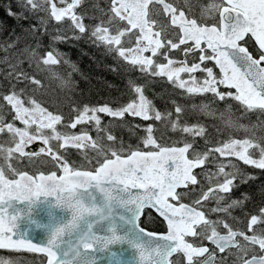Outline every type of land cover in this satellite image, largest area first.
<instances>
[{"label":"snow or ice","instance_id":"obj_1","mask_svg":"<svg viewBox=\"0 0 264 264\" xmlns=\"http://www.w3.org/2000/svg\"><path fill=\"white\" fill-rule=\"evenodd\" d=\"M84 3L16 0L15 10L9 6L6 14L26 21L29 15L43 13L27 30L33 35L45 29L49 21H68L73 33L87 35L86 12L77 11ZM98 10L101 14L90 30V39L118 60L145 77L166 78L182 95H210V103L234 100L245 116L255 113L264 117V0H211L203 7L199 20L190 18V0H110L107 12ZM159 16L168 23H161ZM3 28L0 24V30ZM246 38L254 40L258 55L245 46ZM176 51L183 58L173 59ZM0 53V63H7L10 69L5 78L14 82L0 99L11 106L13 121L24 125L20 128L13 122L5 123L0 115V134L7 133L8 143L14 145L0 144L4 161L0 164V250L42 253L46 264H100L104 260L108 264H264V207L250 215L246 231L234 229L227 219L232 217L233 209L244 204L243 199L231 195L238 182L255 178L245 177L233 158L264 170V135L258 139H228L219 146H210L206 126L182 124L184 107L173 101V109L162 113L147 98L144 86L134 81H129L134 95L126 104L116 108L108 104L73 108L74 117L64 123L63 116L54 115L35 99L21 98L27 95L29 86L40 87L41 80L19 65L27 60L30 67L34 64L38 71L55 76L52 66L61 64L58 54L49 50L41 55L31 47L19 49L18 41L0 43ZM207 62L214 66L209 67ZM214 67L219 69V77ZM72 71H76L75 66ZM61 83L70 86L69 80L61 78ZM17 84L25 87L17 91ZM26 102L30 106H25ZM210 103L193 104L192 110L212 117L215 111ZM99 114L120 120L127 115L160 121L191 140L184 139L182 146L162 147L154 136L153 123H148L142 144L158 150H126L110 127L102 125ZM219 119L229 128L252 131L256 127L239 124L230 112L221 111ZM57 125L67 129L89 125L96 136L86 129L79 133L58 131ZM197 139L203 140V147ZM53 141L57 142L55 148ZM34 142L44 146L35 152L25 151ZM70 149L83 152L89 163L88 152L95 153L98 166L92 170L74 169L61 154ZM41 154L49 156L63 174L58 176L52 171L33 176L17 171L8 162L14 156L20 160ZM209 165H215V171ZM196 169L201 172L196 173ZM6 170L15 178H9ZM192 197L190 204L182 202ZM211 201L215 206L207 207ZM145 209H155L166 221V233L141 226ZM33 231H42L46 238L34 242L27 235ZM186 237L193 239L189 242ZM0 264L16 261L0 257Z\"/></svg>","mask_w":264,"mask_h":264},{"label":"trees","instance_id":"obj_2","mask_svg":"<svg viewBox=\"0 0 264 264\" xmlns=\"http://www.w3.org/2000/svg\"><path fill=\"white\" fill-rule=\"evenodd\" d=\"M191 1L199 3L205 0ZM9 6L15 10L17 7L16 0H0V24L4 25V28L0 30V43L4 41H8L9 43L18 41L19 49H24L25 47L36 48L41 55L52 50L61 59L60 65L52 66V72L56 73L55 76L48 71H38L34 64L30 67L29 62L24 60L19 67L31 76H35L36 79L41 80V86H29L27 95L21 98L26 101L28 98L35 99L42 107L47 108L54 115L63 116L64 123L69 122L74 117L73 108L82 109L84 105L93 107L105 104L116 108L126 104L134 95L130 91L129 81L143 85L147 98L162 113L173 109V101L184 107L186 111L182 116V124L191 125L199 123L206 126L208 138L212 141L210 146H219L221 142H225L228 139L244 138L241 131L236 128L226 127L224 122L219 119L221 111L230 112L231 118L238 120L239 124L260 123L261 120H264V117H258L255 113H248L245 116L238 102L234 100L228 101L225 104L224 102L210 103L212 100L210 95L190 98L182 95L180 90L175 89L167 82L166 78L145 77L138 70L131 68L122 60H118L114 54L109 53L102 45L92 42L90 30L98 23L96 16H93V18L86 16L84 20V23L89 28V34L87 35H81L78 32L73 33L68 21L60 22L59 24L55 21H49L45 29L33 35L27 30L31 25L37 23L43 13L37 16L29 15L26 21L19 18L14 19L6 14ZM56 36L66 37V39L55 40L54 37ZM246 41L245 46L249 48V51L254 56L258 55L259 50L253 40L246 38ZM172 58L181 59L183 58L182 53L176 51L172 54ZM0 59H3V53H0ZM20 59L23 60V57ZM64 61L68 63H64ZM207 64L209 67L214 66L213 62H207ZM72 66H75L76 71H72ZM8 71H10L8 64L0 63V96L8 94L12 83H14L5 78ZM214 72L218 77L221 75L217 67H214ZM68 73H71L70 77ZM197 76L202 78V74L200 73H197ZM61 78L69 80L70 86H63ZM23 87H25L24 84L16 85L17 91ZM221 90L226 89L221 86ZM201 103H210V107L215 110V115L209 117L192 110L193 104L199 105ZM228 105H231V108ZM25 106L30 105L26 102ZM0 115L3 116L5 123L13 122L16 127H24L19 120L13 121L14 112L11 110V106L7 105L2 99H0ZM99 115L101 116L102 125L110 127L113 134L118 137V140H122L126 150L128 148L142 151L158 150L151 146L146 148L142 144V138L146 135L143 129L148 123H153L156 129L154 136L157 139V143L162 147L182 146L184 139L191 140V137L178 131H173L170 125H166L160 121H143L141 118L127 115L123 120H120L107 117L104 114ZM137 125L140 127L137 128ZM34 128L35 126H33L32 130ZM85 129L95 138L96 132L89 125H78L76 129H67L63 125H57V130L62 132ZM45 131L48 132L50 130ZM197 143L203 147L202 139H197ZM88 155L95 166V153L88 152ZM80 156L82 157L83 155L76 153L70 156L73 158L69 159L68 162L74 169L80 167V163L83 161ZM46 159H42V164H37L36 166L30 165V171L38 172L39 168L45 174L55 171V169L50 170L49 162L51 161L48 162ZM238 163L240 164L239 169L245 177L251 175L249 173V166L243 165L240 161ZM14 168L17 169V166ZM252 171V176L255 178L249 180L247 183L238 182L237 188L231 194L234 199L244 200L242 207L233 209L232 217L234 219L232 217L227 218L228 222L233 226L247 223L250 215L258 214L259 209L264 207V171L256 168L252 169ZM242 196H246L247 199H244ZM192 198H185L182 202L191 203ZM211 216L216 217L215 214H211ZM141 225L151 231L164 232L166 230L165 222L150 210H145ZM187 238L189 241L193 239L191 237ZM0 257L14 259L16 264H46V257L42 253L0 250Z\"/></svg>","mask_w":264,"mask_h":264},{"label":"flooded vegetation","instance_id":"obj_3","mask_svg":"<svg viewBox=\"0 0 264 264\" xmlns=\"http://www.w3.org/2000/svg\"><path fill=\"white\" fill-rule=\"evenodd\" d=\"M207 1H211V0L201 1L200 3L203 4V3H206ZM109 2H110V0H85V3L82 5L81 8L77 9V11L78 12H86V16L88 18H90V16L92 18H93V16L99 17V15L101 13H100V11L98 9H103L105 12H107V9L109 7ZM95 11H97L99 14L97 12L95 13ZM189 15H191V14H189ZM253 42H254V40H253ZM8 140H9V135L7 133L0 134V144H3L5 147H12L13 145H11L10 143H8ZM39 148L40 147H38L36 149L35 147H33V145L32 146L30 145V146H28L25 149V151H33V152H35V151H38ZM61 153L64 156V158L67 161H69L70 150L68 152H61ZM15 155H18V154H15ZM44 158H47L46 161H48V162L51 161V159H50L49 156L44 155V154H41V156H39V157H33L32 159H29L28 157H24V158H22L20 160L15 159V156H14V158L10 159L8 162L11 163L13 167L17 166V171H27L29 173V175H35V173H33V172L30 171V165L36 166L37 164H42L43 163L42 159H44ZM80 158H81V156H80ZM3 163H4L3 158L0 157V164H3ZM49 163H50V167H51L50 170L55 169V172H57L58 175L63 174L62 170L59 168L58 165L54 164L52 161L49 162ZM249 168L252 169V167H250V166H249ZM40 171L44 173V171L41 170V168L38 169V172L39 173H40ZM45 171H47V169H45ZM6 174L9 175V178H15V176L13 174H11V173H8L7 170H6ZM201 181H202V183L205 184V182L203 180H201ZM211 217L213 218V216H211ZM246 224L247 223H240V226H233V227H234V229L245 230L246 231ZM166 230H167V224H166Z\"/></svg>","mask_w":264,"mask_h":264},{"label":"rangeland","instance_id":"obj_4","mask_svg":"<svg viewBox=\"0 0 264 264\" xmlns=\"http://www.w3.org/2000/svg\"><path fill=\"white\" fill-rule=\"evenodd\" d=\"M169 2H171V0H169ZM211 1H207L206 3H203V4H201L200 2L199 3H194L193 1H191L190 0V4H191V6H192V11H191V13H189V14H191L190 15V18H197L198 20L200 19V13H201V11H202V9H203V7L207 4V3H210ZM186 7V6H185ZM97 11H95V13H96ZM98 13V12H97ZM99 14V13H98ZM97 14V15H98ZM100 16V15H99ZM105 19H106V17H105ZM157 19H159L160 21H161V23H164V24H167L168 23V20L166 19V18H164L163 16H159V17H157ZM209 23H214L215 21H212V20H209L208 21ZM145 55H150V53H145ZM174 59V58H173ZM177 60H179V59H177ZM161 62V61H160ZM162 62H164V61H162ZM219 70V69H218ZM215 111V110H214ZM105 115V114H104ZM108 117V116H107ZM261 121H264V120H261ZM261 121H260V123L259 122H253V123H248V124H241V125H245L246 127H248V128H252V126L253 125H256V127L255 128H252V131H245L244 130V128H240V127H237L236 129H238L239 131H241L242 132V134H243V137L244 138H242V139H245V138H254V139H258L260 136H262V135H264V130H262L261 129ZM59 131V130H58ZM81 131V130H80ZM80 131H74L73 133H79ZM56 143L57 142H55V141H53L52 142V146L55 148V146H56ZM33 147H35L36 149L38 148V147H43L44 145L42 144V142H34L33 144ZM31 145V146H32ZM12 147H14V145L12 146ZM76 153H80L81 155H83L81 158H82V162L80 163V167H77L76 169L77 170H92L95 166H98V165H95L94 166V163L93 162H91V163H89L88 161H86L85 160V157H84V154H83V152H81V151H77L76 149H70V156H73L74 154H76ZM62 154V153H61ZM69 156V159H71V158H73V157H70ZM88 157H89V155H88ZM89 159L92 161V159L89 157ZM220 160H224V158H219ZM233 160H234V163L237 165V167L239 168L240 167V164L238 163V161L237 160H235L234 158H233ZM96 164V163H95ZM210 169H211V171H215V165H209L208 166ZM249 168V167H248ZM252 169H254V168H252ZM252 169L251 168H249V173L252 175L253 174V171H252ZM196 173H200L201 172V169H199L198 171H197V169L196 170H194ZM33 173H35V175H33V176H36V175H38L39 174V172H33ZM47 175V174H46ZM198 179L199 180H203L204 182H205V184L207 185V181L206 180H204V177L202 176V175H198ZM243 198H244V196H242ZM195 197H193L192 199H194ZM210 204H208L207 206L208 207H214L215 206V202L214 201H211V202H209ZM211 215V214H210ZM212 218V217H211ZM214 218H216V217H213V219ZM233 226V225H232ZM167 231V230H166ZM166 231H164V232H166ZM189 242H191V241H189Z\"/></svg>","mask_w":264,"mask_h":264},{"label":"water","instance_id":"obj_5","mask_svg":"<svg viewBox=\"0 0 264 264\" xmlns=\"http://www.w3.org/2000/svg\"><path fill=\"white\" fill-rule=\"evenodd\" d=\"M58 6H61V5H58ZM145 210H150L151 212L155 213V215H157L158 217H160L158 215V213H156L155 209H145ZM54 212H55V214L57 216L60 215V211L59 210H54ZM160 218L163 220L162 217H160ZM165 223H166V221H165ZM147 230L148 231H151L149 229H147ZM153 232H157V231H153ZM166 232H157V233H166ZM27 235L29 236V238L33 239L34 242H40V241H42V240H44L46 238L45 235H44V233L42 231H33V232L28 233ZM100 264H108V261L107 260L101 261Z\"/></svg>","mask_w":264,"mask_h":264},{"label":"bare ground","instance_id":"obj_6","mask_svg":"<svg viewBox=\"0 0 264 264\" xmlns=\"http://www.w3.org/2000/svg\"><path fill=\"white\" fill-rule=\"evenodd\" d=\"M74 132V131H73ZM78 132V131H77ZM58 175V174H57ZM59 176V175H58Z\"/></svg>","mask_w":264,"mask_h":264}]
</instances>
